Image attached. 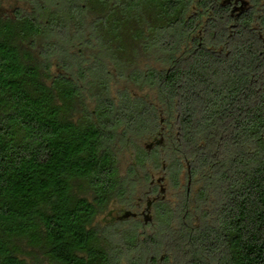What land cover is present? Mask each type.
<instances>
[{
  "label": "trees",
  "instance_id": "1",
  "mask_svg": "<svg viewBox=\"0 0 264 264\" xmlns=\"http://www.w3.org/2000/svg\"><path fill=\"white\" fill-rule=\"evenodd\" d=\"M14 1L0 264H264V0Z\"/></svg>",
  "mask_w": 264,
  "mask_h": 264
},
{
  "label": "rangeland",
  "instance_id": "2",
  "mask_svg": "<svg viewBox=\"0 0 264 264\" xmlns=\"http://www.w3.org/2000/svg\"><path fill=\"white\" fill-rule=\"evenodd\" d=\"M15 6L22 7L21 3H16L14 0H5L3 4V13L7 15H12L13 14V8ZM25 7V6H23ZM125 84H118L114 85L113 91L115 92L119 88H123ZM133 94L135 95H145L148 94L147 91L140 92L139 90L135 89L134 87L129 88ZM153 96L152 94H150ZM120 166H121V171L123 174L126 173L128 170L130 164H131V151L129 150H124L120 152ZM152 174V180L153 184L152 186H158L161 185V187L164 188V195L168 200L171 202H174L176 200L177 192L173 190L172 188L168 187L165 183H160V179L162 177V174L157 172V171H151ZM163 185V186H162ZM156 194L153 193L152 190H147L145 184L141 185L138 187V191L136 196L134 197V203L131 207L127 205H122L118 202L112 203L109 207V209L104 213L101 214L97 222L100 224L105 223V221L111 219V218H120L121 216H130L136 220H143L144 216L143 213L145 212L147 202L148 200H152ZM129 217V218H130Z\"/></svg>",
  "mask_w": 264,
  "mask_h": 264
}]
</instances>
